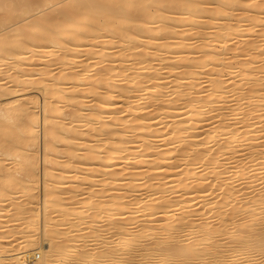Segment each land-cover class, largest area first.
<instances>
[{"label": "bare ground", "instance_id": "1", "mask_svg": "<svg viewBox=\"0 0 264 264\" xmlns=\"http://www.w3.org/2000/svg\"><path fill=\"white\" fill-rule=\"evenodd\" d=\"M0 220V264H264V0H0Z\"/></svg>", "mask_w": 264, "mask_h": 264}, {"label": "rangeland", "instance_id": "2", "mask_svg": "<svg viewBox=\"0 0 264 264\" xmlns=\"http://www.w3.org/2000/svg\"><path fill=\"white\" fill-rule=\"evenodd\" d=\"M176 5H177V4H176ZM176 5H175V7H176ZM47 12H48V10H47ZM37 17H39V16H37ZM29 24H30V23H27V22H26V24L24 23V25H26V26L29 25ZM36 31H38V30H36ZM36 31L34 30V34H35ZM232 43H234V42L232 41ZM230 45H231V44H230ZM82 58H83V57H82ZM82 58H81V57L79 58V61H80V62H81V59H82ZM83 59H84V58H83ZM83 59H82V60H83ZM79 61L77 60L76 62H79ZM41 63H43V62H37V63H36V64H38L37 67L42 68L43 65H42ZM43 64H44V63H43ZM39 65H40V66H39ZM39 68H37V69H39ZM34 69H36V68H34ZM55 72H56V71H55ZM33 74H35V72H33ZM53 74L56 75L57 72H56V73L53 72ZM53 76H54V75H53ZM226 77H227V78H226ZM226 77H225V80H226V79H229V80H230V78L232 79L231 76H230V77H229V76H226ZM228 77H229V78H228ZM226 81H228V80H226ZM27 93H28V92H27ZM32 93L35 94L34 96H36V94H37V93H34V92H32ZM32 93H28V94H32ZM38 95H39V94H38ZM38 95H37V97L39 98L40 96H38ZM32 96H33V95H32ZM39 100H41V99L39 98ZM85 101H86V102H85V106H82V107H81V110H89L90 107H91V105L93 104V103H91L92 99H88V100H85ZM115 103H116V102H115ZM120 106H121V104H117V105H115V106H113V107H115V109H116V107L119 108ZM142 108H143V107H140V108L138 109V112H137L138 114H139V113H142V111H143ZM109 109H110V107H106V108H105V110H109ZM122 109H123V108H122ZM67 111H68V110H67ZM123 114H124V113H123ZM123 114H121L120 116L118 115L117 118H124V117H126V118L129 120V117H130V118L133 117V116H129V117H127V116L129 115L128 113H126L127 116H126V115L123 116ZM39 115H40V118H41V117H42V114L40 113ZM105 117H106V115H105ZM171 121L173 122V121H175V119H173V120H171ZM40 126H41V127L38 128V131H39V140H38L39 147L36 146L35 148H32L33 151H30V152H33V154L36 153L37 151H38V152L40 151L39 154H38V152L36 153V155L38 154L37 156L39 157L38 160L36 161V163L39 161V162H38L39 166H38V164H37L38 171H39V172H38V176H39V178H34V179H33V180H34V181H33V182H34L33 184H36V187H38V188H36L35 185H34V187L36 188L37 191H36L35 189H34L35 191L32 190L33 192H31V194L33 193L34 195L32 194V198H30L31 201L29 200V197H28V200H29V201L26 200L27 197H26V196L24 197V195H25L24 193H23V194H22V193H21V194L19 193L20 196H19V197L17 196L18 198H20L19 200H21L22 198H24V199H22V202H24V204H25V202L27 201L25 207H28V206H29L28 208H26L27 211L25 212L24 216H21V217H24V218H26V219H28V217H29V213H28V211H30L32 208H34V207H35L34 205H37V203H40V202H41L42 196H43V194H44V186H45V183H46V182H47V183H48V182H52V180H50V179H53V178H51V176H52V175H53V176H56V175L58 174V170L56 169V170H52L53 172H52V171L50 172V174H52V175H50V177L46 178V177L44 176V170H45L48 166H47L46 163H44V159H42L43 156H42V152H41V151H42L41 147L43 146V137H42L41 135H42L43 132H41V131H43V126H42V124H40ZM41 128H42V129H41ZM82 128H84V127H82ZM82 128H80L79 130L82 131V130L85 129V128H84V129H82ZM81 129H82V130H81ZM155 129H156V128H155ZM41 137H42V139H41ZM203 137H204V136H202L201 138L203 139ZM129 139H130L131 141H135V140H133V139H136V138H135V137H133V138L130 137ZM166 140H168V139H165V141H166ZM156 141H157V140H156ZM162 141H163V142H162ZM165 141H164V139H161V140H158L157 142H153V143H152L153 145H156V143H157V145H156L157 147H156V146H153V147H155V149H156V148L159 149V148H161L162 143H165ZM41 143H42V144H41ZM37 145H38V144H37ZM160 145H161V146H160ZM163 145H164V144H163ZM159 146H160V147H159ZM38 148H39V150H38ZM153 149H154V148H153ZM153 149H152V152L155 151L154 153H156V150H157V149H156V150H153ZM60 151H62V150H60ZM103 151H104V149H101V150H99V153H103ZM159 151L162 152L163 150L159 149L158 152H159ZM30 154H32V153H30ZM174 154H175V156H174V155H173V156H174L175 158L178 159V156L176 157V153H174ZM162 155H163V154H162ZM41 156H42V157H41ZM165 156L167 157V155H164V156H162V157H165ZM174 157L172 158V165H173V166L175 165V167H178V170H175V171H181L182 169H179V168H182V167L180 166L181 163H180L178 160H175L176 163H175V162L173 163V160L175 159ZM13 160H14V158H13V157H10V159H8V161H7L6 164L8 165V166H7L8 171H10L11 173L14 172V174H15V172H16V171H14V170H15V166H14V162H15V160H14V161H13ZM35 160H36V159H35ZM42 160H43V164H42V162H41ZM12 163H13V164H12ZM113 163H114V162H113ZM116 163H118V162H116ZM161 163H162V164H161V168H160L159 170L157 169L156 171H154V170H151V171H150L149 169H147V167H148V168L151 167V166H149V165H148L147 167L145 166L146 168L143 167V168H144L143 170L145 171V169H147L148 172H146V171H147V170H146V171H145V175H144V177H143V178L140 177L139 179H140V180H141V179H143V180L145 179V180H146L147 177L152 178V177L150 176L151 174H152V176L155 175V176H153V177H156V175H157V176L160 177L161 179L157 177L158 180H155L156 182L153 180V181L150 182L149 184H151V183L154 182V183L151 184V185H154L155 183H157V184H155V185H158V186L165 185V184H166L165 182H167V181L170 180V179H169V178H166V179H165L164 177H165L166 175H167L166 177H169L170 175H172V174H174V173H176V172L173 171L174 169H169V168H168V163H169V162L167 163V161H162ZM177 163H178V164H177ZM41 165H42L44 168H42ZM130 165H131V166H130ZM130 165L128 166V165H126V164H124V163H123V164L120 163L119 165L114 166L113 169L116 170V171H118V173H121L122 171L125 172V170H124L125 168H126V169H128V168H129V169H130V168H133V166L135 167L136 164H130ZM165 165H167V166H165ZM45 166H46V167H45ZM127 166H128V167H127ZM162 166H163V168H162ZM179 166H180V167H179ZM166 168H167L168 170H167ZM41 169H42V170H41ZM129 169L126 170V174H129L128 171H129L130 173H131V172L133 173V170L131 171V170H129ZM176 169H177V168H176ZM97 170L103 172V169H99V168H98ZM153 171H154V172H153ZM42 172H43V178H42L43 180L41 179ZM124 172H123V173H124ZM55 173H56V175H55ZM123 173H122V174H123ZM134 173H135V172H134ZM12 174H13V173H12ZM78 174H79V173H76V172H75V173H71V176H72V177H70V178L67 177V179H65V180L63 181V183H62L63 186H61V185H59V186H58V185L55 186V188L52 189L53 192H56V191H59V190H63L65 187H67L69 184H71L73 181H75V178L78 176ZM124 174H125V173H124ZM146 175H147V176H146ZM117 177L120 178V177H122V176L120 175V176H117ZM162 177H163V179H162ZM128 178H129V179H128ZM134 178H135V177H129V176H128V177L126 178V181L129 182V180L134 179ZM157 178H156V179H157ZM20 179H25V178H20ZM35 179H36V181H35ZM37 179L39 180V182H38ZM171 179H172V178H171ZM91 180H92L93 182H90V183L87 182L88 184H85V183H84V184H82V185L80 184L81 187H80L79 185H74V186L71 185L72 188L70 187V190H72V192H71V191H67V192H66V191L63 190V194L60 195V198L62 197V198H61L62 200H71V198L75 197V198H74L73 200H71V201H72V202H73V201L76 202V198L80 197V196L82 195L83 191H84L83 195H85V194H86L85 192H87V191L90 192V191L97 190V187H99V186H97V185H99L100 183L97 184V185L95 186V185H94V184H95V178H93V179L91 178V179H89L88 181H91ZM143 180H141V182H142ZM145 180H144V181H145ZM147 180H148V179H147ZM147 180H146V181H147ZM162 180H164V181H162ZM126 181H125V182H126ZM146 181H145V182H146ZM158 181H159V182H158ZM242 181H243V180H241V181H239V182L241 183ZM130 182H131V181H130ZM130 182H129V183H130ZM161 182H164L165 184H164V183H161ZM129 183H125L126 186L121 187L122 189H124V191L122 190V192H128V187L131 185V184H129ZM43 184H44V185H43ZM115 184L117 185L118 183H115ZM42 186H43V187H42ZM94 186H95V187H94ZM242 186H244V185H242ZM242 186H241V187H242ZM262 186H263V185H262ZM40 187H41V188H40ZM77 187H78V188H77ZM119 187H120V186L115 187V191H117V188L119 189ZM260 187H261V185H260ZM42 188H43V189H42ZM89 188H91V189H89ZM95 188H96V189H95ZM126 188H127V190H126ZM207 188H208V187H207ZM238 188H240V186H238ZM238 188L236 187L235 190L237 189V191H238ZM257 188H258V190H259V187H257ZM257 188H256V189H257ZM93 189H94V190H93ZM143 189H144V188H143ZM242 189H243V188H241V189H239V190H242ZM247 189H248V188H247ZM42 190H43V191H42ZM76 190H77V191H76ZM245 190H246V188H245ZM15 191H17V190H15ZM15 191H14V192H15ZM18 191H20V190L18 189ZM39 191H40V192H39ZM41 191L43 192V194H42ZM80 191H81L82 193H81ZM143 191H144V190H143ZM143 191H142V192H143ZM246 191H247V190H246ZM38 192H39V193H38ZM76 192L80 193L81 195L78 194V193H76ZM243 192H244V190H243ZM17 193H18V192H17ZM64 193H65V194H64ZM72 193H73V194H72ZM74 193H75V194H74ZM113 193H114V192H113ZM113 193H112V194H113ZM19 194H18V195H19ZM69 194H70V196H72V195H73V196H72V197H70V196L67 197V195H69ZM114 194H115V193H114ZM64 195L66 196V198H65ZM76 195H77V196L80 195V196L77 197ZM22 196H23V197H22ZM38 196H39V197H38ZM109 196H112V195L110 194ZM21 197H22V198H21ZM37 197H38L39 199H38L37 202H36L35 199H37ZM187 197H188V196L184 197V200H185ZM34 198H35V199H34ZM68 198H70V199H68ZM33 199H34V200H33ZM78 199H81V198H78ZM15 200H16L17 202H16ZM15 200H14V203H19V202H20L17 198H16ZM24 200H25V201H24ZM32 200H33L34 203L32 202ZM175 200H176V199H175ZM77 201H78V200H77ZM176 201H177V200H176ZM30 202H31V203H30ZM27 203H28V204H27ZM31 204H32L34 207H32ZM27 205H28V206H27ZM30 205H31V207H30ZM38 206H39V205H38ZM8 209H9V208H8ZM194 211H195V210H194ZM26 214H27V215H26ZM210 214H211V213H210ZM210 214H209V215H210ZM39 215H40V213H39ZM27 216H28V217H27ZM103 216H104V215H102L101 218H100V216H99V217H97V219L99 218V220L101 219L100 221H102ZM206 216L208 217V214H206L204 217H206ZM52 217H54V216H52ZM104 217H105V216H104ZM119 217H120V216L117 217L118 220L120 219ZM155 217H156L155 219L161 220V216H158V215H157V216H155ZM157 217H158V218H157ZM159 217H160V218H159ZM115 218H116V217H115ZM145 218H146V217H145ZM97 219L94 218V220L96 221V223H97V221H98V224L101 223V222H99V220H97ZM103 219H105V218H103ZM7 220H8V218H5V221H7ZM35 220H40V216H38L37 219H35ZM122 220H123V219H122ZM1 221H4V220H0V223H2L0 226H2L3 223H4V222H1ZM103 221H104V220H103ZM23 222H24V221H23ZM23 222H22V223H23ZM19 223H21V221H19ZM22 223H21V224H22ZM157 223H159V222H158V221L155 222V224H157ZM148 224L151 225V223H148ZM161 224H162V223H161ZM157 226L160 227V223H159V225L157 224ZM0 228H1V227H0ZM10 228H11V227H10ZM13 228H14V227H13ZM13 228H12V229H13ZM70 229H73V228H70ZM8 230H9V229H8ZM96 230H97V229L91 231L90 233H89V231L85 230V231L88 232L90 235H89V234H86L85 231H84L85 233H84V232H83V233H84V235H88V236H91V235H97L98 232H97ZM158 230H159V231H158L157 233H159V232L161 231L160 229H158ZM95 232H96V233H95ZM35 233H36V232H35ZM8 234H9V233H8ZM8 234L5 235L6 238L4 239V241H5V242H4V245H5V246L8 245L7 249L11 250L10 246H12L13 244L15 245V244L18 242V239H19V238H18V236H17V239H16V236H15L13 233H10V234H12V235L9 234L10 236H9ZM7 235H8V236H7ZM13 235H14V236H13ZM7 237H8V239H7ZM12 237H14V238H15L14 240H17V241H16V242L13 241L14 243L11 244L10 242H12V240H13ZM10 238H12V239H10ZM37 238H38V240H36V243H37L38 245L36 246V248L40 245L39 243H41V241L39 240V239H41L40 236L37 237ZM6 239H7V241H6ZM92 239H93V238H92ZM97 240H98L99 242H102V239H100V238L97 239ZM97 240H93V241H97ZM100 240H101V241H100ZM93 241H92V242H93ZM98 241H97V243L94 242L96 246H95L94 243H92V242H91V243H92L93 245L90 244V243H88L89 248L91 247V249H92V248L94 249V248H98L100 245L102 246V243H99ZM6 242H8V244H7ZM9 243H10V244H9ZM68 243H69V242H68ZM98 243H99V245H97ZM71 244H72V243H71ZM77 244H78V243H77ZM79 244H81V245L83 244V245H84V243H81V242H80ZM89 244H90L91 246H90ZM85 245H86V244H85ZM92 246H93V247H92ZM80 247H81V246H80ZM12 248H13V247H12ZM36 248H35V249H36ZM38 250H40V249H37L36 252H37ZM34 251H35V250H34ZM13 253H15V252L13 251ZM37 253H39V251H38ZM9 254H12V252H9ZM41 256H42V255H41ZM36 259H37V260L39 259L38 256L36 257ZM37 260H36V261H37Z\"/></svg>", "mask_w": 264, "mask_h": 264}]
</instances>
